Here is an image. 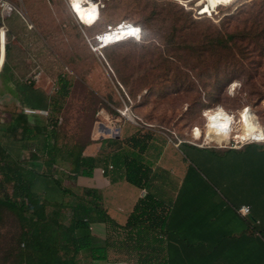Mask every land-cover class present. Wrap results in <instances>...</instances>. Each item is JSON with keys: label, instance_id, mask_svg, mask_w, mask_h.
<instances>
[{"label": "rangeland", "instance_id": "obj_1", "mask_svg": "<svg viewBox=\"0 0 264 264\" xmlns=\"http://www.w3.org/2000/svg\"><path fill=\"white\" fill-rule=\"evenodd\" d=\"M11 1L34 26L28 28L17 13L7 19L9 60L3 73L28 85L32 82L53 97L52 101L60 97L61 78L68 79L69 93L60 98V108L53 111L58 116L54 140L63 149L84 146L94 137H113L98 129L102 123L117 127L118 132L123 129V133L131 127L150 132L153 146L146 154L151 159L162 152V164L184 181L179 189L181 203L192 196V182L208 179L206 166L195 157L199 154L206 160L207 151L196 152V147L185 142L219 147L215 140L206 141L205 135L196 141L191 137L196 127L207 134L206 110L223 107L234 115V126L238 128L240 111L250 107L264 129V0H234L207 13L201 12L205 0H104L102 16L101 9L79 8L77 0ZM187 17L197 21L195 32L209 28L214 36L223 32L235 37H229L226 49L216 46L206 60L179 57L167 70L161 49L172 25ZM121 21L142 25L144 38L97 50L96 35L101 36L110 25ZM13 56H17L16 61ZM238 59L241 64L236 62ZM186 61L197 66L189 71L176 68ZM121 76L128 80L129 86L122 84ZM8 111L16 113L20 107ZM0 135L5 142L16 139L8 133ZM180 140L184 144L178 147L176 143ZM236 140L231 138L223 146L229 147ZM254 145L264 149V139L248 148ZM260 159L256 157L257 161L249 165L261 166L264 162ZM188 162L194 170L187 172ZM62 167L69 171L71 164L66 162ZM56 175L66 180L65 185H74L67 176L59 172ZM233 175L240 177L237 172ZM4 185L11 193V184ZM74 189L80 192L78 187ZM2 190L0 181V195ZM197 196H207L202 182ZM65 212L68 214L69 210ZM21 230L18 210L0 205V264H16ZM84 256L81 259L85 260ZM123 258L127 259L125 252L109 248V261ZM132 258L140 259L138 254Z\"/></svg>", "mask_w": 264, "mask_h": 264}, {"label": "trees", "instance_id": "obj_2", "mask_svg": "<svg viewBox=\"0 0 264 264\" xmlns=\"http://www.w3.org/2000/svg\"><path fill=\"white\" fill-rule=\"evenodd\" d=\"M102 12L103 9L101 16ZM176 19L181 20V17ZM196 22L187 17L182 23L172 25L168 39L161 49L167 70H170L175 61L180 59L179 57H196L198 60H206L207 55L216 46L226 49L229 47V37H235V34L225 36L223 32L214 36L209 28L195 32L193 28ZM137 25L142 27V39L145 34L144 28L140 24ZM141 39L122 40L102 49L129 40L140 42ZM236 62L241 64L242 60L238 59ZM191 64L186 61L176 68L189 71L197 66L194 63ZM11 79L16 83L23 106L53 109L49 116L19 111L12 115L3 131L11 137L16 136V139L12 138L5 143L0 135V174L2 176L0 181L3 187L0 205H7L18 210L22 228L15 263L90 264V262H82L83 254L94 263L101 261L105 264H130L124 261L110 262L108 260V251L111 248L110 238L108 236L106 239L99 238L91 228L94 223H111V219L101 205V195L98 191L82 186L79 178L91 177L101 161L99 158L83 155V150L89 142L84 146L65 150L54 140L57 134L58 116L53 111L60 108L62 103L60 98L69 93L68 79L61 78L60 97H56L54 101H52L53 97L35 87L32 82L28 85L19 82L15 77ZM121 79L123 85L129 86L125 77L121 76ZM130 90L132 91L131 88ZM151 140L152 133H145L142 129L123 142L113 138L111 141L116 146V151L110 157L111 165H113L111 169L118 174L122 173V178L128 182L140 188L147 187L155 178L151 165L144 161V153ZM27 151L29 155L26 157ZM66 162L71 164L69 171L62 167ZM56 172L67 176V179H72L74 185H65L66 180L64 182V178L58 177ZM4 183L11 184V193L8 192ZM74 187H78L80 192H77ZM67 197L71 200L67 201ZM156 204L154 195L149 192L145 198L139 199L127 224L142 225L145 220H152ZM67 209L69 215L65 212ZM154 223V221L151 222V224ZM136 233L139 243L138 256L141 260L139 264H153L155 257L166 261L165 253L143 251V231H136Z\"/></svg>", "mask_w": 264, "mask_h": 264}, {"label": "crops", "instance_id": "obj_3", "mask_svg": "<svg viewBox=\"0 0 264 264\" xmlns=\"http://www.w3.org/2000/svg\"><path fill=\"white\" fill-rule=\"evenodd\" d=\"M4 37L2 32L0 70L4 61L9 60L8 44L5 47ZM13 58L16 61L17 56ZM3 71L4 66L0 73V132L6 129L15 114L8 110L15 106H19L20 111L23 108L16 83ZM133 128L126 133L121 129L119 137H94L85 146L83 155L99 158L101 162L91 177L79 178L82 186L96 189L101 195V205L109 215L111 223L98 222L91 228L101 239L111 237V251L127 254V259L118 261L141 263L140 259L137 261L132 257L139 253L136 231H143V251H159L166 255V261L155 257L153 264H264V164L259 167L249 165V162L257 161L256 157H261L259 161L264 162V149L255 145L248 148L257 142H247L237 147L186 142L196 147V152L207 151L206 160L201 159L199 154H195V157L206 166L208 179L206 182H192V196L180 203L179 189L183 188L184 181L172 171L169 173L168 168L162 164V152L151 159L146 154L148 149L144 153V161L151 165L155 174L154 180L144 188L128 182L122 178V173L118 174L109 168L110 157L116 151L111 140L117 138L123 142L140 129ZM213 140L221 145L227 143L225 137ZM180 143L181 140L176 145L180 147ZM160 145L161 143L158 146ZM151 146L153 144H149L148 148ZM248 157L252 158L249 160ZM187 165V172L194 170L189 162ZM249 166L250 169H247ZM256 168L259 170L255 171ZM102 169L105 171L102 172ZM235 172L240 174L239 178L233 175ZM201 182L207 190L205 198L197 196ZM149 192L157 201L152 220L147 219L142 225L127 224L139 199L145 198ZM244 205L250 207L245 216L238 212V208ZM153 221L155 223L151 224ZM125 234L127 237H123ZM82 262L105 264L101 261L94 263L87 257L85 260L82 258Z\"/></svg>", "mask_w": 264, "mask_h": 264}, {"label": "bare ground", "instance_id": "obj_4", "mask_svg": "<svg viewBox=\"0 0 264 264\" xmlns=\"http://www.w3.org/2000/svg\"><path fill=\"white\" fill-rule=\"evenodd\" d=\"M232 1L234 0H205V4L203 5L201 12H210L209 10H213L217 5L229 4ZM77 2L79 8L83 7L84 9L89 10L99 9V5H97L95 1L89 0L87 2L84 0H77ZM72 4L75 7V3ZM76 10H79L77 6ZM139 30H142L141 26L127 21H121L116 25H110L106 32L100 37L102 41L106 43L124 38L126 36L139 37L142 35V33H139ZM204 116L206 117L207 134H205L200 127L194 128L192 130V138L195 141L199 140L201 137H203V135H205L204 137L206 141L225 137L227 138V143L231 138L242 139L245 141L259 138L257 136L262 137L261 135H264V129L259 121V118L251 111L250 107L240 111V125L238 128H235L234 126V115L229 113L221 106L206 110ZM98 129L106 133L102 125H99Z\"/></svg>", "mask_w": 264, "mask_h": 264}, {"label": "built area", "instance_id": "obj_5", "mask_svg": "<svg viewBox=\"0 0 264 264\" xmlns=\"http://www.w3.org/2000/svg\"><path fill=\"white\" fill-rule=\"evenodd\" d=\"M70 1L71 0H69V2ZM84 1L88 2L89 0H84ZM91 1H95V3L97 5H99V9H101V10L105 6L104 0H91ZM14 13H17L25 21V23L27 24L28 28L31 29L34 26L32 21L27 18L26 14L22 10H20L14 2H12L11 0H0V55H1V51H2L1 50L2 32L4 33V35L6 37L5 45H7L8 44L7 43V41H8V33L7 32L9 31V28L7 26V19L10 16H12V14H14ZM139 33H142V30H139ZM96 36L97 37L94 38V39H95V43H96L95 48H97V50L102 48L103 46H107V45H110V44H113V43H116V42H119V41H122V40L131 39V38H134L136 40H140L141 37H142V35L139 36V37L126 36L124 38L105 43L104 41H102L101 37L98 34ZM4 65H5V61H4L3 65H2L0 73L2 72V69H3ZM38 76L39 75H36V77H38ZM22 111H24L27 114H41V115H44V116H49L51 114V110H49V109H35V108L27 107V106H24L22 108ZM116 129H117V127H113L114 135H116ZM261 136L262 137L257 136L259 138L250 139V140H251V142L262 141L264 139V137H263L264 135H261ZM247 142H248V140L243 141L242 139H237L236 142L235 143H231V145L229 147L241 146V145H243L244 143H247ZM228 143H230V141ZM228 143L224 142V144H228ZM197 145H201V144H197ZM203 145H205V144H203ZM216 145H218L219 147H226V146H223L221 144H216ZM109 168H113V165L110 164ZM101 171L104 172L105 170L102 169ZM249 211H250V207L248 205H244V206L238 208V212L241 215H243V216L247 215L249 213Z\"/></svg>", "mask_w": 264, "mask_h": 264}, {"label": "water", "instance_id": "obj_6", "mask_svg": "<svg viewBox=\"0 0 264 264\" xmlns=\"http://www.w3.org/2000/svg\"><path fill=\"white\" fill-rule=\"evenodd\" d=\"M102 127L106 131V133H111L114 136V130H112L108 125L102 123ZM116 136L119 137L118 129H116Z\"/></svg>", "mask_w": 264, "mask_h": 264}]
</instances>
